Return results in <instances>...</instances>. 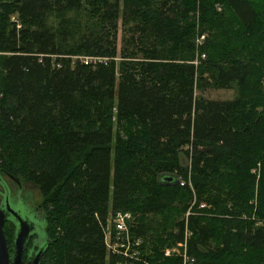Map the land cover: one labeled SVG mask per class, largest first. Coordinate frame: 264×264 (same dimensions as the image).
<instances>
[{"label":"trees","instance_id":"trees-1","mask_svg":"<svg viewBox=\"0 0 264 264\" xmlns=\"http://www.w3.org/2000/svg\"><path fill=\"white\" fill-rule=\"evenodd\" d=\"M0 170L43 195L41 264H106L119 210L135 264H264V0H0Z\"/></svg>","mask_w":264,"mask_h":264},{"label":"built area","instance_id":"built-area-1","mask_svg":"<svg viewBox=\"0 0 264 264\" xmlns=\"http://www.w3.org/2000/svg\"><path fill=\"white\" fill-rule=\"evenodd\" d=\"M216 9L220 10L221 7L217 4ZM133 222L134 216L129 211L119 210L109 215L108 226L106 221V228L104 229V244L109 258L108 264H135L140 261L147 263L140 251L143 242L142 237L133 235ZM182 252L180 255L186 264L188 256L185 243ZM178 253L179 251L174 250L164 251L166 256ZM113 260L114 262L111 263L110 261Z\"/></svg>","mask_w":264,"mask_h":264},{"label":"flooded vegetation","instance_id":"flooded-vegetation-1","mask_svg":"<svg viewBox=\"0 0 264 264\" xmlns=\"http://www.w3.org/2000/svg\"><path fill=\"white\" fill-rule=\"evenodd\" d=\"M8 178L12 184L15 186L14 188L10 187V182L6 179ZM32 190H28L25 186L24 182L17 181L15 178L11 177L8 174H5L0 171V208H5L11 206H15V210L18 211L22 216L31 221L34 220L35 227H36V234L32 236L30 239L26 253L27 256L29 254H36V252L40 249L43 248L46 242V239H44V231L47 230L45 226V217L42 213L44 210L41 203L37 204L36 207H32V197H31V192ZM21 201V204H23L24 208H19L16 207V202ZM11 202L14 204H11ZM33 202V201H32ZM8 225H9V230H10V212H8ZM6 222V223H7ZM5 223V225H6ZM16 224V225H15ZM15 235H16V226H19V223L17 220H15ZM15 238V237H14ZM10 244V241H8ZM30 243L33 244V246L37 247V250H29L31 248ZM14 243L11 245L13 247ZM25 254V253H24Z\"/></svg>","mask_w":264,"mask_h":264},{"label":"water","instance_id":"water-1","mask_svg":"<svg viewBox=\"0 0 264 264\" xmlns=\"http://www.w3.org/2000/svg\"><path fill=\"white\" fill-rule=\"evenodd\" d=\"M13 178L20 181L14 176ZM11 204L13 203L11 202ZM14 207L10 205V209L9 207L0 208V264H41L44 247L40 248L36 254H29L24 258L28 243L32 236L36 234V222H34V220L29 221L25 219ZM37 208L38 207H36V209ZM8 212H10V221L15 224V220H17L19 223V226H16L17 230L13 241V247L9 244L4 230L5 223L9 220ZM45 226L47 229L46 224Z\"/></svg>","mask_w":264,"mask_h":264},{"label":"rangeland","instance_id":"rangeland-1","mask_svg":"<svg viewBox=\"0 0 264 264\" xmlns=\"http://www.w3.org/2000/svg\"><path fill=\"white\" fill-rule=\"evenodd\" d=\"M121 8H122V1H120V17H121ZM119 17V20H118V34H117V47L120 48L121 47V44H122V37H123V34L125 33L123 31V28H122V25H121V18ZM16 16L13 17L14 20H16ZM52 22H54L52 20ZM127 34V33H126ZM202 34L204 35H207V32H203ZM203 41V38L200 37L198 38V43H201ZM202 58H205L203 55L201 56ZM197 95H200L199 91H196ZM201 94H203L205 97H208V98H224V99H232L234 98L236 95H237V89H236V86H234L233 88L231 89H214V88H209L207 89L205 92H202ZM182 163L183 164H186L187 161L185 159V157H182ZM9 182H10V187L14 188L15 186L12 184V182L6 178ZM25 186L28 190H32L31 192V197H32V207H36L37 204H40L42 201H43V195L40 193V191L38 189L35 188L34 184L30 181H25ZM112 192V190H111ZM110 192V199H111V196H112V193ZM205 204H200V207H204ZM16 207H19V208H24L23 207V204H21V201H17L16 202ZM209 207V206H207ZM110 214V213H109ZM109 214H108V217H107V226H108V218H109ZM106 228V226L104 227V229ZM142 237V236H141ZM142 240H143V237H142ZM143 243V242H142ZM145 243V241H144ZM147 246L146 247H150L149 243L146 244ZM165 250H174V251H179L178 254H175V255H179L181 256L180 254L183 253L181 249L177 248L176 247H166L164 249ZM184 250V248H183ZM108 256H107V253H106V261L108 264ZM187 263V262H186Z\"/></svg>","mask_w":264,"mask_h":264}]
</instances>
